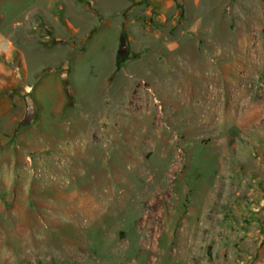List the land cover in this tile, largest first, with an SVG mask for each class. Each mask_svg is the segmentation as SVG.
I'll return each mask as SVG.
<instances>
[{"label": "rangeland", "instance_id": "rangeland-1", "mask_svg": "<svg viewBox=\"0 0 264 264\" xmlns=\"http://www.w3.org/2000/svg\"><path fill=\"white\" fill-rule=\"evenodd\" d=\"M0 264H264V0H0Z\"/></svg>", "mask_w": 264, "mask_h": 264}]
</instances>
